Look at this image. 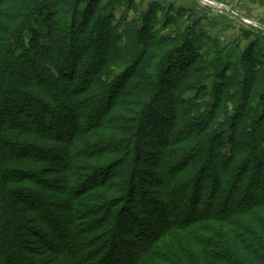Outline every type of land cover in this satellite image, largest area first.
I'll list each match as a JSON object with an SVG mask.
<instances>
[{"label": "trees", "instance_id": "16d2710c", "mask_svg": "<svg viewBox=\"0 0 264 264\" xmlns=\"http://www.w3.org/2000/svg\"><path fill=\"white\" fill-rule=\"evenodd\" d=\"M196 14L0 0V264H264V30L223 52Z\"/></svg>", "mask_w": 264, "mask_h": 264}, {"label": "rangeland", "instance_id": "374dc122", "mask_svg": "<svg viewBox=\"0 0 264 264\" xmlns=\"http://www.w3.org/2000/svg\"><path fill=\"white\" fill-rule=\"evenodd\" d=\"M214 2L221 3L230 7L236 13L250 19L253 21L258 22L259 24L264 26V0H213ZM160 2H173L176 5L185 6L187 8H191L197 11L196 17H200L199 27H202L206 32L212 35L214 38L219 40L220 49L223 52L233 50L236 47H239L241 50L245 47L248 43L247 40L244 38L245 31H254L258 30L259 27H255L250 25L243 20L239 19L237 16L229 12L226 8L219 6V5H212L207 3L205 0H160ZM117 20H122L127 18V21L133 20L137 17V13L133 12L132 10H128L126 6L118 7L115 11ZM264 30V29H263ZM253 38L256 37V34L253 33ZM259 36L263 37L261 39V43L264 44V32H262ZM45 44H48L47 40H43ZM94 47V45L90 46V50ZM89 48V47H88ZM45 73V71H44ZM46 74V73H45ZM65 86V83L64 85ZM193 94V93H192ZM161 146L155 145L150 150L160 152ZM156 156V155H155ZM159 155L157 154V158ZM156 159V157H154ZM159 162V159H158ZM142 165L151 170L158 169L157 166L153 163H150L147 159L143 160ZM163 178V176H162ZM18 202L17 199H11V204L15 205ZM136 205H140L136 203ZM52 210L58 211L57 213V220L59 221L60 227H63L66 232L65 239H60L57 233H53L54 229L52 230L51 227L44 225L43 223H36L34 226L38 230H42L49 242L55 244L54 246L60 247L61 250H66L70 247V239L71 233L73 229L69 227H65L62 222V214H63V207L59 205H50ZM53 206V207H52ZM151 208V207H150ZM152 210V209H151ZM178 213V210L176 211ZM56 225V224H55ZM55 225L53 227H55ZM128 238L130 236H127ZM24 238V239H23ZM25 240V243L29 242V245L33 248L38 250H44L41 245L39 238L36 236H32L30 233H25L24 237L22 236L21 241ZM94 249L93 251H95ZM137 252V251H136ZM137 254V253H136ZM28 253L25 252V256ZM121 259H123V255H118ZM36 258V256H34ZM33 258V259H34Z\"/></svg>", "mask_w": 264, "mask_h": 264}, {"label": "water", "instance_id": "95a60500", "mask_svg": "<svg viewBox=\"0 0 264 264\" xmlns=\"http://www.w3.org/2000/svg\"><path fill=\"white\" fill-rule=\"evenodd\" d=\"M205 1H206L207 3H209V4H212V5H219V6H222V7L226 8L229 12H231L232 14H234L235 16H237L239 19L243 20L244 22H246V23H248V24H250V25H253V26H255V27H259V28H261V29H264V26H263V25H261V24H259V23L256 22V21L250 20V19H248V18H246V17H244V16H242V15L236 13L234 10H232L230 7H228V6H226V5H223V4L218 3V2H214L213 0H205Z\"/></svg>", "mask_w": 264, "mask_h": 264}, {"label": "crops", "instance_id": "0c3cea01", "mask_svg": "<svg viewBox=\"0 0 264 264\" xmlns=\"http://www.w3.org/2000/svg\"><path fill=\"white\" fill-rule=\"evenodd\" d=\"M158 1H160V0H158Z\"/></svg>", "mask_w": 264, "mask_h": 264}]
</instances>
